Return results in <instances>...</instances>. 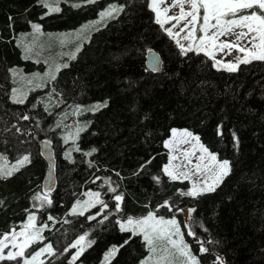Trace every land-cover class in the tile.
Here are the masks:
<instances>
[{"label":"trees","instance_id":"16d2710c","mask_svg":"<svg viewBox=\"0 0 264 264\" xmlns=\"http://www.w3.org/2000/svg\"><path fill=\"white\" fill-rule=\"evenodd\" d=\"M112 2L123 11L92 32L55 80L30 90L23 104L15 103L12 69L43 67L25 57L19 33L33 21L46 30L74 28ZM80 5L63 1L59 12L49 13L38 0H0V153L13 159L30 156V163L0 178V232L21 228L36 211L39 222L48 227L45 239L30 250L49 243L54 249L43 264H137L148 253L146 243L141 235L121 231L119 218L151 210L182 217L176 210L192 206L195 237L188 238L202 264H218L217 257L225 264H264V62L253 61L229 73L213 67L203 53L182 55L156 23L149 0ZM150 48L162 55L160 70L146 64ZM48 93L57 102L84 105L81 117L86 124L72 148L62 145L58 105L44 104ZM95 100L107 106L89 110L87 103ZM173 127L189 128L220 159L230 161V172L215 192L184 196L181 189L190 187V180H172L163 172L168 160L165 140ZM218 127L223 135H218ZM43 139L54 143L57 180L49 192L51 204L40 207L35 197L44 193ZM109 180L115 193L105 190ZM101 186L110 206L107 219L103 214L88 219L95 207L72 214L73 203L86 188ZM117 194L122 201L114 199ZM165 201L171 210L160 207ZM84 233L92 243L72 262L76 249L71 246ZM200 242L208 252H199ZM113 245L119 247L116 255L103 263Z\"/></svg>","mask_w":264,"mask_h":264},{"label":"snow or ice","instance_id":"6c2138e0","mask_svg":"<svg viewBox=\"0 0 264 264\" xmlns=\"http://www.w3.org/2000/svg\"><path fill=\"white\" fill-rule=\"evenodd\" d=\"M38 2L48 12H59L58 6L53 7L52 4L48 3V0H38ZM86 3H94L95 0H85ZM162 3H166L167 0H161ZM80 7L81 5H74ZM187 6V10H186ZM151 7L156 13V23L162 28L166 22L176 21L169 28H164V31L179 47L182 55L188 53L200 54L203 53L205 56L213 61V67L217 70H226L229 73L237 72L241 65H248L253 61L264 62V0H173V3L163 9L164 18L161 19L160 6L157 0H151ZM178 7L179 13L177 15L168 16L167 13L171 8ZM123 11V6H117L111 4L101 11L100 17L112 18L114 14ZM202 12V14H201ZM183 22V26L180 27L179 32H174L178 25ZM35 33L41 32V25L33 23L31 25ZM85 28L87 26H84ZM80 31H83L81 29ZM199 31L200 35H197ZM183 35V40L187 41V44H182L180 34ZM224 37L226 39L222 40ZM232 38V39H227ZM79 51V48H77ZM152 54V50H148ZM235 51L237 55L233 61H226L225 59H216L217 52L224 53L225 56L231 55ZM75 59V56L72 57ZM160 62L159 56L152 54L150 69L156 71ZM67 64L59 65L55 71L58 73L61 67H67ZM55 74L49 73L48 79L55 80ZM31 83V81H29ZM46 86V83L45 85ZM12 99L15 103L23 104L25 102L24 95L17 89H12ZM19 97V98H18ZM107 102L103 105L97 104L89 110H99L101 107H106ZM29 117L24 116L23 119ZM59 126V125H58ZM80 129L77 130L79 132ZM172 137L179 136L181 143L188 144L191 141H195L192 144V150H185L184 156L191 157L196 148H199L201 155L199 161L203 162L205 159L208 160L207 164L196 163L194 165V173H203L207 178L201 179L199 182L193 181L192 186L187 192L181 193L188 197H199L201 195L212 193L216 191V188L221 183L224 176L230 172V162L228 160L218 161L217 155L210 152L207 147L200 143V137L194 135L188 130H183L177 133L176 129H172ZM218 135H223L222 131L218 127ZM235 142L238 144L239 140L232 134ZM65 139V143H67ZM174 140L170 139L165 142V146L173 148ZM80 151L79 147L74 149ZM96 149H92L95 152ZM92 152L86 153L91 155ZM70 158L71 153H66ZM0 159H6L0 155ZM177 157L173 156L172 160H176ZM26 163H30V156L24 155L17 159L15 164L11 167L0 166V178H8L13 175L14 172L18 171ZM188 163H191L189 160ZM163 172L170 177L172 180L176 179H189V172H178L174 169L171 162L164 166ZM159 182V177L155 178ZM111 184V181H106ZM109 191L115 193L116 188L110 187ZM86 195L90 198L83 202L77 200L75 205L72 207V214L83 215L87 208L95 207L96 204L101 206V209L107 208L108 205L100 199L99 192H88ZM35 199L40 200V207H44L45 204H51V200L45 196H37ZM114 199L117 202L123 200V196L120 194L115 195ZM3 202L0 201V204ZM160 207H167L169 210L172 209L167 201H165ZM119 209V203H117ZM177 211H184V209H177ZM194 211V209H189ZM102 215V212H97L95 215L87 217L88 219H96V216ZM107 219L105 215L103 217ZM52 219L51 216L48 217ZM36 216L29 215L27 222L24 223L20 231H16L15 228H11L8 232H0V262H15V264H37L40 257L44 253L54 255L52 245L46 244L39 250H30L33 244L42 242L45 237L42 235L47 224H43L37 227ZM121 231H127L136 236L142 234L144 242H146L149 251L153 253V256L148 257L142 261L141 264H200L199 259L191 251L190 246L185 242L184 233L181 230L180 223L173 217L165 219L163 216L158 217L154 212H148V214L142 218H126L125 222L120 223ZM189 236L195 237V233L191 228L187 229ZM88 233L79 236L75 243L71 246L76 249L75 254L72 256V262H74L85 250V246H90L92 241H88L85 245L86 237ZM198 240V238H197ZM128 241H125L127 243ZM7 250V251H6ZM161 253L158 258H154L155 254ZM68 249H65L67 252ZM118 251L117 248L113 247L109 255L114 254ZM209 249L203 246V242H200L199 252L206 253ZM218 264H225L223 258L217 257ZM43 264V261H40Z\"/></svg>","mask_w":264,"mask_h":264},{"label":"rangeland","instance_id":"374dc122","mask_svg":"<svg viewBox=\"0 0 264 264\" xmlns=\"http://www.w3.org/2000/svg\"><path fill=\"white\" fill-rule=\"evenodd\" d=\"M63 1H66V2L74 4V5H77V4L80 5V4L85 3V0H48V3L52 4L53 7L58 6L61 9ZM157 3L159 4L160 10L162 13L161 19H163L164 18L163 9L165 7H167L168 5L172 4L173 0H167L166 3H162L161 0H157ZM111 4H116L117 6H122L121 4L116 3V2H112L109 5H111ZM109 5H107L103 9H101L99 14L96 17L88 19L85 22L81 23L79 26L74 27V28L65 29V30H46L43 28L42 24L39 21H33L32 24L38 23L41 25V32L39 34L35 33L34 30L32 29V27H30L27 30H23L21 33H19L18 41L20 42V44L23 47L25 57L33 58L37 62L42 63L43 67L41 69H37L35 71H25L21 68H13L12 74H13L15 82H14L12 89L13 88L17 89L20 93H22L24 95V98L26 99L30 90H32L34 88H39V87L43 88L45 83L48 84V82L51 81L50 79H48L50 70H51V73L55 74V76H56V74H57V72L55 71L56 67L59 65H63V64L68 65L70 60L72 59L73 55L74 56L77 55V53H78L77 48H79V50H80V48L83 47L84 43L87 40H89L92 32L97 30L98 28L102 27L103 25H105L111 19V18L106 17L102 20L100 17L101 11H104L105 9H107V7ZM149 5L151 7V0H149ZM186 10H187V6H186ZM47 12H48V9H47ZM178 13H179V8L174 7V8L170 9V11L167 13V15L172 16V15H177ZM118 14H119V12L114 14L113 17L117 16ZM154 14H155V19H156V13L154 12ZM201 14H202V12H201ZM175 23H176V21L166 22L163 26V29L169 28ZM84 26H87V27L85 28ZM182 26H183V22H181L180 25H178L175 29H173V31L179 32L180 27H182ZM81 29H83V31H80ZM184 34L185 33H181L180 37H178V38H180L182 44L186 45L187 41L183 40V38H182ZM197 35L198 36L200 35L199 31L197 32ZM221 39L224 40L226 38L222 37ZM227 39L230 40L232 38H227ZM236 55H237V52H235V51H233L231 53V55H227V56H225L224 53L217 52L216 59L217 60L225 59L226 61H233L235 59ZM29 81H31V83ZM12 95L13 94H12V90H11V98H12ZM43 100H44V104H46L48 106V108H53V106L56 107L58 105L57 121L56 122L60 126L61 131L63 132L61 134L62 135V145H65L68 148L74 147L79 132L85 127V124H86L85 121L81 117V113L84 111L83 110L84 105L80 104V103L66 104V103L57 102L58 100H56L49 93L43 96ZM87 104H89V107L92 108L94 105H97V104L102 105L104 103L102 100H95V101H90ZM78 129H80L79 132H77ZM172 129H176L177 133L182 132L183 130H188V131L192 132L194 135H198L197 133L193 132L192 130H190L189 128H186V127H173ZM66 138H68L67 143H65ZM170 139L174 140V145H173V148L166 147L167 151H168V160L164 164V166L171 162V164L174 166V169L176 171H178V172H189L190 173V178H189L190 187H188L186 189H181L182 193L187 192L191 188L193 181L199 182L201 179L207 178L205 176V174H203V173H196V174H192V173H194V171H195L194 165L196 163L199 162L202 164H207L208 160L205 159V161H203V162L199 161V156L201 155V153H200L198 147L196 148L194 154L191 157H185L184 156V154H183L184 151L185 150L191 151L192 150V144H194L195 141H191L188 144L181 143V138L179 136L173 138L172 132H171L170 136H168L166 138L165 142L170 140ZM200 143H202L205 147H207L202 142L201 139H200ZM209 151L217 155L216 152H213L210 149H209ZM0 155H2L3 157L6 158V159H0V166L6 165L8 167H11L12 164L16 163L17 159L24 156L23 155L19 158L13 159V158H10L9 156L3 155L2 153H0ZM173 156H176L177 159L172 160ZM217 158H218V161L228 160V159H220L218 157V155H217ZM189 160L191 161V163H188ZM164 166H163V168H164ZM230 168H231V166H230ZM180 179H183V178H180ZM102 184L103 183H101V185ZM103 187H105V186H103ZM110 187H112V186L107 184V186L105 187V190H109ZM90 191L91 192H99L100 193V199L103 200L108 205L107 208L101 209V206L99 204H96L95 208H97V209L94 210V212L92 214L95 215L97 212H102L103 215L108 214L110 212L109 211L110 206H109L107 196L104 193L105 191L102 188V186L99 188H97V187L86 188L82 192L81 196H79L75 200L72 207L75 205L77 200H79L81 202H83L85 200H89L90 198L86 195V193H88ZM49 194H50L49 192L44 191V193L40 194V196L46 195L48 197V199L50 200ZM40 204H41V201L39 200V205ZM72 207H71V212H72ZM91 208H94V207L87 208V210H89ZM180 209H184V211H177V210L176 211L178 213L181 212L183 214L182 217L178 214L166 216V215H162V214H157L153 210H151V212H154L158 217L163 216L165 219H169V218L174 217L180 223L181 230L184 233L185 242L190 246L192 253L197 256V258L200 261V264H202L200 257L194 251L193 245L188 238L189 235L187 234L188 228H191L192 231L194 232V229H193V226H192L191 220H190L192 211H189V209H192V206H185V207L180 208ZM86 211H84V213ZM30 214L36 216L35 223H36L37 227H40L44 224V223L39 222L38 213L36 211H33ZM147 214L148 213L140 214V215H128L126 217H120L119 218V224L122 222H125L126 218H128V217L138 219V218H142V217L146 216ZM26 222H27V220L24 223H26ZM15 230L20 231V228L15 229ZM42 235H43V233H42ZM139 235H141V237H142V234H139ZM190 237H193V236H190ZM88 241H90V238L87 236L86 241H85V245H87ZM32 246H34V244ZM86 247L87 246H85V248ZM113 247L119 249V247L116 245L111 246L104 254L103 263H108L116 255L117 251L114 254L109 255V253ZM146 247L148 249L147 255L137 264H141L142 261L146 260L150 256H153V253H151L149 251L147 244H146ZM34 250H39V249L36 248ZM53 252H54V249H53ZM160 254L161 253L158 250V252L155 254L154 258H158ZM49 256H50V254L44 253L40 257V260L37 261V264H40V261L44 262Z\"/></svg>","mask_w":264,"mask_h":264},{"label":"water","instance_id":"95a60500","mask_svg":"<svg viewBox=\"0 0 264 264\" xmlns=\"http://www.w3.org/2000/svg\"><path fill=\"white\" fill-rule=\"evenodd\" d=\"M150 49L152 50V54H155L160 58L159 66L157 69L160 70L163 65L162 55L157 49L155 48H150ZM152 54H150L149 51H147L146 64L149 68L151 64ZM40 147H41V153L47 161V169L45 171V176L43 180V190L45 192H50L51 190L54 189L57 180L56 168H55L56 157L54 153V143L49 139H43L41 140Z\"/></svg>","mask_w":264,"mask_h":264}]
</instances>
